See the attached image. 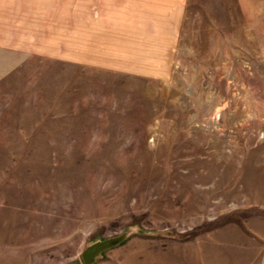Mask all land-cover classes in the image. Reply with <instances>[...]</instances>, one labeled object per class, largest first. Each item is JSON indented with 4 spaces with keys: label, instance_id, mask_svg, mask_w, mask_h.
Returning a JSON list of instances; mask_svg holds the SVG:
<instances>
[{
    "label": "rangeland",
    "instance_id": "rangeland-1",
    "mask_svg": "<svg viewBox=\"0 0 264 264\" xmlns=\"http://www.w3.org/2000/svg\"><path fill=\"white\" fill-rule=\"evenodd\" d=\"M129 230L93 264H264V0H0V264Z\"/></svg>",
    "mask_w": 264,
    "mask_h": 264
},
{
    "label": "water",
    "instance_id": "water-1",
    "mask_svg": "<svg viewBox=\"0 0 264 264\" xmlns=\"http://www.w3.org/2000/svg\"><path fill=\"white\" fill-rule=\"evenodd\" d=\"M139 233H143V231H139ZM130 234L131 231L129 230L115 237L99 239L92 242L82 252V258L84 263L93 264L98 258L102 256L105 251L123 243L129 237Z\"/></svg>",
    "mask_w": 264,
    "mask_h": 264
}]
</instances>
